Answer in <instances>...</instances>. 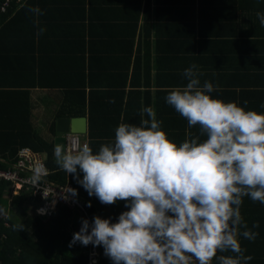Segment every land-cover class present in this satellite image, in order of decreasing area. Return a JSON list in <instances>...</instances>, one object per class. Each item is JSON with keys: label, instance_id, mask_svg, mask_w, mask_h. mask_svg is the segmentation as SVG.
<instances>
[{"label": "clouds", "instance_id": "clouds-1", "mask_svg": "<svg viewBox=\"0 0 264 264\" xmlns=\"http://www.w3.org/2000/svg\"><path fill=\"white\" fill-rule=\"evenodd\" d=\"M27 10L44 14L39 7ZM256 17L264 27V12ZM203 75L191 64L182 72L187 83L165 97L189 129L199 130L179 144L162 130L154 109L145 107L141 115L147 118L139 125L120 123L113 140L95 152L88 144L75 151L55 145L56 165L74 174L89 196L103 205L123 201L127 208L116 222L94 216L90 225L82 219L70 247L77 242L101 246L112 264H247L252 259L239 237L254 241L258 232L252 229L259 222L250 229L240 207L244 197L264 204V113L213 98L218 89L207 80L201 84ZM46 174L37 164L33 184ZM67 191L76 195L75 189ZM13 228L23 231L24 225Z\"/></svg>", "mask_w": 264, "mask_h": 264}, {"label": "trees", "instance_id": "trees-1", "mask_svg": "<svg viewBox=\"0 0 264 264\" xmlns=\"http://www.w3.org/2000/svg\"><path fill=\"white\" fill-rule=\"evenodd\" d=\"M130 2L135 11L123 12L126 7L112 6V1L108 3V0H29L17 12V9L12 8L6 14L0 13V60L6 61V72L25 73L22 75L24 80L22 77L15 80L20 82L19 85L14 82L9 86L11 90H6L7 96L15 101L14 105L18 107V113L20 116L22 114V117L18 116L19 122L17 118L12 123V128L2 129L0 133V171L11 172L15 169L19 149V144L16 145L21 140V147L26 146L33 152L44 155V165L49 172L46 177L48 182L71 185V189L76 190L77 200L79 192H82L83 197H89L74 174H67L56 165L51 144L33 133L30 126L23 127L24 123L19 125L24 114L25 122L28 121V92L23 89H29L33 85L32 81L29 87L27 84L30 74L39 75V78L33 79L37 87L46 86L64 91L65 103L56 112L57 118L86 116V138L94 152L101 144L113 140L114 135L106 130L107 126L116 128L121 122L139 125L141 119L147 118L146 115H141L145 107L154 109L156 119L162 121V130L177 144L182 142L189 132L199 134L198 128L189 129L186 120L166 103L165 97L169 90L185 85L187 81L182 77V71L175 72L170 63L159 61L158 51L153 52L154 60L150 62L149 48L142 46V37L147 36V32L137 31L140 0ZM167 2L158 0V11L163 10L162 8H173L172 2ZM94 3L97 6L93 5ZM28 7H39L44 14L36 17L28 12ZM112 9L120 11V14H110ZM117 17H120L117 19L120 30H110L108 24L111 22L106 19L112 21V18L115 20ZM35 19L39 20L38 25L33 23ZM172 21L173 19H170V23ZM124 24L129 26L130 30H123ZM100 27L108 31L100 32ZM40 28L46 31L37 35ZM187 37L189 36L181 34V40L188 44ZM58 39L67 40V52L73 50L71 54H78L80 60L58 64L55 71L59 72L58 78L42 79V75L51 76L49 73L54 67L52 54L56 53L51 47L45 48V41L49 43L46 45L54 46ZM61 51L64 52L63 49ZM186 55L190 54L186 52ZM44 61L51 66L43 63ZM215 67L216 72L211 74V79L215 75L220 79L226 71L218 65ZM44 80L48 83H43ZM224 83L226 84H223V90L210 94L213 98L237 102L246 110H249L248 106L258 107L264 104V90L239 88L241 90L237 92L236 87L243 84L226 88L232 87V83ZM217 85L218 83L214 82V86ZM13 95L16 99H13ZM113 100L115 102L110 103ZM260 109L254 111L264 113V108ZM53 125L49 128L51 133L54 132ZM82 176V173H78L79 179H82ZM8 188L9 184L0 178V205L3 204L4 191ZM27 197L31 198L21 190L20 194L12 199L11 212L17 218L16 222L11 220L12 215L7 219L9 227H5L3 220H0V264H85L86 246L77 242L70 247L69 243L73 233L77 232V223L82 220L78 219L80 216L77 213H81V217L86 219V210L92 219L93 210L89 206L86 207L82 200V210L57 205L49 216L37 215L34 209L29 215L23 206ZM4 202L6 203L5 200ZM110 206L113 211L109 215L111 222H116L119 214L127 210L123 201L107 205ZM240 213L250 229L254 222H259V227L252 229L258 232L254 241L239 237L241 247L246 249L244 254L252 257L247 264H264V204L244 197ZM19 224L24 225L23 231L14 230L13 226ZM99 253L98 264H112L104 255L101 246ZM213 264L217 262L214 260Z\"/></svg>", "mask_w": 264, "mask_h": 264}, {"label": "crops", "instance_id": "crops-1", "mask_svg": "<svg viewBox=\"0 0 264 264\" xmlns=\"http://www.w3.org/2000/svg\"><path fill=\"white\" fill-rule=\"evenodd\" d=\"M111 1L112 6L126 7L123 12L135 11L132 2H130L131 0H108V3ZM120 1H122L123 4H121ZM167 1V3L172 2L173 8H162L163 10L160 11H158L160 6L158 0H140L139 3V11H137L139 12L137 31H140V33L147 32V36L143 35L142 37V46L149 48L150 62L154 60L153 52L158 51L160 56L159 61L161 63H170L175 72H183V70L191 64L198 65L199 70L204 73V75L200 77L201 82L203 83L207 80L213 85L214 82H217L218 85L216 87L218 90L224 89L223 84H226L224 83L225 81L228 82V85L232 83L230 85L232 87L226 88H233L234 84H243L241 87L240 85L236 87L238 88L237 92L241 89L264 90V27L260 25L256 17L258 11L264 12V0ZM93 5L97 6L95 3ZM17 11L18 10H16V12ZM110 14L117 15L120 14V11L112 9ZM119 18L120 17H117L115 20L112 18L113 22L106 19L107 22H111V24H108V26L111 27L110 30H120V24L117 23L119 22L117 21ZM170 19H173L172 23H170ZM122 26H124L123 30H130L129 26L126 27L125 24ZM99 31L104 32L108 30L100 27ZM181 34L189 36L187 37L188 44L185 40H181ZM46 43L49 44L48 41H45V48L47 46L56 50V53L52 54V64L54 67H52L53 71L49 73L51 75L50 77L45 74L40 78H58L59 72L55 73L58 64L63 65L72 62V60H80L78 54H75V56L71 54L73 50H68L67 52V47L69 45L67 40L61 41L58 39L55 44L56 46L46 45ZM62 49L64 51L63 53L61 51ZM186 52L190 55H186ZM165 53L169 55H163ZM48 57H50V55ZM43 63L48 64L47 61ZM43 63L42 65L47 68ZM5 64L6 61L0 60V133L2 129L6 130L12 128V123L15 122L18 116L19 118L22 117V114L20 116V113H18V107L14 105L15 101L10 99V96H7L6 90H11L9 86L14 82L19 85L20 82L15 80H19L21 77L24 80L22 75L25 73L17 74L6 72L7 66H5ZM217 65L220 66L224 72L226 71L225 75L227 74V76L225 77V75H223V77L220 76V79H218L215 75L211 79V74L216 72L215 66ZM48 66H51V64L49 63ZM37 78H39L38 74H30L27 84L29 87L32 81L33 85L29 89H23V91L27 90L28 92V121L25 122L24 114V120L21 118L19 125L24 123L23 127L25 125L30 126L33 133L51 144L53 153L56 134L55 132L51 133L49 128L51 124H54V128L55 120L57 119L56 112L59 111L60 107L65 103L64 91L62 89L46 88V86L39 88L36 85V81L33 80ZM4 83L6 85H3ZM43 83L48 82L44 80ZM13 99H16L15 95H13ZM47 108L49 114H43ZM248 108L249 110H261V105L258 107L248 106ZM19 125L17 126V131L20 129ZM106 130L114 135V127L107 126ZM83 139L86 140V144L89 145L90 142L88 139ZM18 144L19 149L17 151L22 148L30 149L26 146L21 147V140H19L16 146H18ZM38 155L44 163V155L40 153ZM9 192L10 190L5 189L4 197H2L6 203L3 200V204L0 205V208H3L5 212V214H0V220H3L5 227H9L7 219H9L11 215V220L14 222L17 221L14 213L11 212V202L13 197L17 194L13 193L11 195ZM19 194L20 192L18 195ZM77 198L80 204L83 200V204H85L86 207L90 203V208L93 210V217L100 216L101 218L109 219V215L113 212L111 211V206L107 207V205L101 204L94 195L83 197L82 192H79ZM31 200V198L27 197L23 202V206L27 209L29 215L36 206L33 203L34 201ZM85 212L84 215L86 219L92 221L88 211L85 210ZM77 214L80 216L78 219H83L81 213ZM80 227L81 221L77 223L75 231L78 232Z\"/></svg>", "mask_w": 264, "mask_h": 264}, {"label": "built area", "instance_id": "built-area-1", "mask_svg": "<svg viewBox=\"0 0 264 264\" xmlns=\"http://www.w3.org/2000/svg\"><path fill=\"white\" fill-rule=\"evenodd\" d=\"M29 0H2L0 3V13L6 14L8 10L20 9ZM13 6V7H12ZM63 142L66 150L75 151L83 144H86V140H82L83 136L77 134H64ZM17 162L15 169L11 172L0 171V178L9 184L8 190L10 194L18 193L23 190L30 195L31 201L36 205L34 212L37 215L49 216L57 205H64L67 208H77L82 210L81 204L75 199V196L67 189H71V185L63 184L58 185L50 183L46 180L49 172L44 175L38 184H33L32 177L34 175V168L37 164L44 165L43 161L39 158V155L30 149L22 148L17 152ZM45 167V166H44ZM47 170V169H46ZM43 210V212H38ZM83 212V211H81ZM88 220V219H87ZM91 225L92 221L88 220ZM86 263L85 264H98L100 253L99 246L93 247L89 244L86 246L85 251Z\"/></svg>", "mask_w": 264, "mask_h": 264}, {"label": "water", "instance_id": "water-1", "mask_svg": "<svg viewBox=\"0 0 264 264\" xmlns=\"http://www.w3.org/2000/svg\"><path fill=\"white\" fill-rule=\"evenodd\" d=\"M87 130L86 116L72 117V118H57L55 120L54 132L56 138L54 139L53 150L56 144L64 146V134H77L85 136Z\"/></svg>", "mask_w": 264, "mask_h": 264}, {"label": "rangeland", "instance_id": "rangeland-1", "mask_svg": "<svg viewBox=\"0 0 264 264\" xmlns=\"http://www.w3.org/2000/svg\"><path fill=\"white\" fill-rule=\"evenodd\" d=\"M43 114H49L48 108L43 112Z\"/></svg>", "mask_w": 264, "mask_h": 264}]
</instances>
